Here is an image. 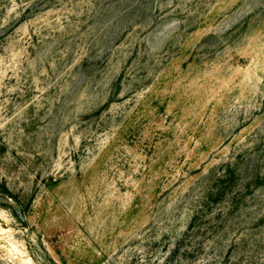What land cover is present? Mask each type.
<instances>
[{"label": "rangeland", "instance_id": "obj_1", "mask_svg": "<svg viewBox=\"0 0 264 264\" xmlns=\"http://www.w3.org/2000/svg\"><path fill=\"white\" fill-rule=\"evenodd\" d=\"M0 264H264V0H0Z\"/></svg>", "mask_w": 264, "mask_h": 264}]
</instances>
